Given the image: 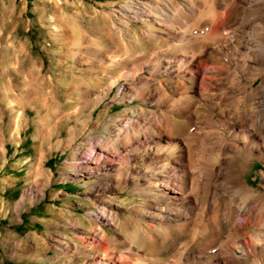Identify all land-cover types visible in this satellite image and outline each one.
<instances>
[{
    "label": "rangeland",
    "instance_id": "374dc122",
    "mask_svg": "<svg viewBox=\"0 0 264 264\" xmlns=\"http://www.w3.org/2000/svg\"><path fill=\"white\" fill-rule=\"evenodd\" d=\"M127 4L0 0V264H107L104 256L109 264H122L128 242L146 253L133 227L149 224L153 216L149 203L155 200L144 174L150 169L132 157L130 169L111 185L89 176L83 164L97 147L116 150L126 128L140 142L149 129L159 147L176 142L160 141L152 115L161 108L157 98L140 99L143 89L156 91L168 76L145 70L143 81L127 74L158 53L173 54L175 42L165 37L163 48L137 52L133 44L148 46L137 34L145 25L123 13ZM112 59L128 66H113ZM261 83L257 78L254 84ZM170 98L176 103L180 94ZM221 108H212L217 119ZM220 131L226 136L211 135L204 145L190 141L192 161L206 172L223 162L225 153L218 158L213 150L201 151L226 148L227 133ZM136 149L137 144L132 155ZM262 172L264 163L254 157L245 178L263 194ZM254 229L264 234V225Z\"/></svg>",
    "mask_w": 264,
    "mask_h": 264
},
{
    "label": "bare ground",
    "instance_id": "6f19581e",
    "mask_svg": "<svg viewBox=\"0 0 264 264\" xmlns=\"http://www.w3.org/2000/svg\"><path fill=\"white\" fill-rule=\"evenodd\" d=\"M127 1L121 10L145 25L137 34L149 42L147 48L141 47L143 42L133 44L137 52L163 48L168 43L165 37L175 42L173 54L158 53L146 64L128 69L127 74L135 79L150 70L168 76L157 82L156 91L143 89L140 99L147 103L157 98L156 107L161 108L152 115L159 123L155 128L160 141L176 142L159 147L154 129L140 142L126 128L116 150L97 147V154L83 159L89 176L111 185L132 157L145 171L150 169L144 174L152 187L149 197L155 200L149 203L153 216L149 224L133 227L149 257L145 259L128 242L120 262L264 264V234L254 229L264 225V201L258 200L264 193L257 192L245 178L254 157L264 163V0ZM115 60H110L113 66H128ZM257 78L262 83L256 87ZM171 94H180L176 103L171 102ZM218 107L222 108L217 119L212 108ZM221 129L227 133L226 148L201 147V151H215L217 157L225 153L221 167L206 172V166L192 161L190 141L202 144L211 135L219 139L226 136ZM110 261L103 257V262Z\"/></svg>",
    "mask_w": 264,
    "mask_h": 264
}]
</instances>
